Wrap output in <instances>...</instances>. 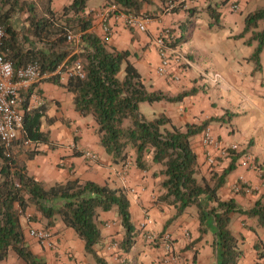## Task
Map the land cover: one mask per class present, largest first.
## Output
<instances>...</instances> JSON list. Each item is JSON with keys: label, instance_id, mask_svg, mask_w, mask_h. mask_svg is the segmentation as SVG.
<instances>
[{"label": "crops", "instance_id": "1", "mask_svg": "<svg viewBox=\"0 0 264 264\" xmlns=\"http://www.w3.org/2000/svg\"><path fill=\"white\" fill-rule=\"evenodd\" d=\"M30 1L43 3L45 0ZM71 1L51 0V7L60 11ZM216 1L186 0L177 10L168 12L159 9L164 7V0H152V5L145 6L151 15L145 31L129 29L121 20L109 17L112 31L107 35L98 13L109 0H87L84 13L92 19L90 32L104 38L110 47L128 50L130 62L150 89L170 95L194 90L178 102H140L139 112L143 118L151 120L164 113L176 126L207 119L222 145L237 144L252 156V164L242 167L238 163L227 176L226 184L218 190L222 199L233 198L240 207L248 209L264 194V47L256 64L251 59L256 43L248 44L245 37L237 35L242 31L245 15L262 4L258 3L260 0H229L217 7L219 16L215 20L206 7ZM233 1L235 9L231 6ZM162 28H170L174 36L180 37L176 46L186 61L172 68V74L179 75V80L156 73L159 56L154 39ZM22 96L29 108L45 103L40 130L48 134L49 142L25 143L19 129L12 147L15 162L46 186L77 177L123 189L129 201L131 221L141 230L130 250L121 253L128 264H160L164 249L159 242L148 241L145 231L169 234L172 247L182 258L180 264L218 263L211 219L206 221V231L200 233L197 209L189 207L170 221L174 208L155 202L164 177L159 173L160 165L153 163L151 156H146L148 167L144 169L135 166L133 152L129 153L125 169L122 163L113 162L99 145L94 119L76 111L74 94L53 80L37 83L23 91ZM39 99H42L41 104H38ZM142 107L145 112L141 111ZM191 143L197 154L199 176L208 177L210 171L204 159L201 133L193 136ZM34 149L38 152L32 153ZM85 150L97 153V160L86 158ZM221 168V165L212 167L217 171ZM238 183L244 188L235 189ZM30 215L34 218L30 219ZM145 216H149L152 223L141 229ZM98 219L101 220L102 243L94 249L106 264H119L121 254L110 247V243L119 242L124 234L116 210L100 212ZM21 221L27 245L47 264H97L85 251L84 242L60 218H45L30 206ZM30 228L49 232V240L41 241L29 235ZM230 229L240 237L241 256L237 264H264V225L258 223L257 217L234 213ZM0 264H22V261L12 253Z\"/></svg>", "mask_w": 264, "mask_h": 264}, {"label": "trees", "instance_id": "2", "mask_svg": "<svg viewBox=\"0 0 264 264\" xmlns=\"http://www.w3.org/2000/svg\"><path fill=\"white\" fill-rule=\"evenodd\" d=\"M109 2L125 13L151 16L145 6L152 5V0ZM226 2L229 0L207 5L215 20L219 16L217 7ZM234 4L235 1L231 6ZM86 6L87 0H72L60 11H55L51 0L40 4L30 0H0V28L4 31L0 53L16 68L36 62L42 71L49 72L58 65L63 72L73 61L79 60L84 77L74 74L64 83L56 75L46 80H53L74 94L75 110L94 119L99 145L113 162L125 165L129 153L133 152L135 166L144 169L148 167L146 156H151L152 162L160 165L159 173L164 177L155 202L174 208L170 221L188 207L195 206L200 233L206 231L208 219L213 221L217 264H237L241 256L240 237L230 229L232 214L257 217L258 223L264 225V194L248 209L240 207L233 198L222 199L218 195L242 153L232 152L226 166L219 171L208 167L209 176L198 179L199 164L191 138L201 133L209 121L176 126L164 113L146 120L139 112L140 102H178L194 90L170 95L150 89L130 62L128 50L110 47L104 38L89 31L92 19L84 13ZM180 7L181 4L170 10L159 9L173 12ZM78 32L82 33L78 42L67 39L69 34ZM237 37H245L248 44L256 43L251 59L258 64L264 47V0L262 5L245 15L242 31ZM179 38L174 36L171 44L176 45ZM21 107L23 141L48 143V134L40 130L45 103L29 108L24 101ZM36 152V149L32 151ZM30 206L45 218L58 217L65 226L72 228L97 264H106L94 249L102 243L100 212L116 210L124 231L118 242L123 252L129 251L141 234L131 221L129 201L123 189L77 177L46 186L24 172L0 140V262L12 251L22 264H47L31 251L25 240L21 219ZM33 218L30 215V219Z\"/></svg>", "mask_w": 264, "mask_h": 264}, {"label": "built area", "instance_id": "3", "mask_svg": "<svg viewBox=\"0 0 264 264\" xmlns=\"http://www.w3.org/2000/svg\"><path fill=\"white\" fill-rule=\"evenodd\" d=\"M185 1L166 0L164 7L166 10H170ZM233 8H236V6L233 5ZM98 14L101 19L104 34L106 35L112 31V27L108 24L109 17H115L121 20L125 27L138 31H145L147 23L150 20V16L148 15L125 13L119 6L112 2L104 4L99 9ZM81 35V32L72 33L67 36V39L78 42ZM3 36L4 31L0 28V43ZM173 37L174 34L170 28H162L154 39L159 56L156 73L173 80H179V75L172 74V68L186 61V57L182 55L176 45L171 44ZM74 74L79 77H84L82 63L79 60L73 61L71 67L63 72H61V65H58L54 70L49 72L42 71L36 62H28L16 68L10 60L4 58L3 54L0 53V140L3 142L8 154L12 153L13 142L17 138L18 130L22 128L23 114L21 105L25 100L22 92L28 91L32 87H35L37 83L51 76H59L60 81H64ZM41 103L42 99H39L38 104ZM28 142V140L25 141V143ZM201 143L204 147L205 162L210 168L215 165H221L223 167V164L231 158L232 152L242 153L239 158L240 166L248 167L252 164V156L246 151L239 149L237 144L222 145L213 134L209 125L204 127L201 132ZM83 155L91 160H97L98 158L97 153L90 150H85ZM123 169H125V165H123ZM15 185H17L16 182ZM234 188L239 189L244 187L238 183L235 184ZM245 188L249 190L248 186ZM151 223L152 219L149 216H145L140 223V228L144 229ZM28 234L41 241H47L50 238L49 232L42 229L30 228ZM144 236L148 241L153 243L159 242L161 247H163L164 254L162 255L163 258L160 264L181 263L182 258H180L179 254L172 247V239L169 234L163 233L157 235L154 232L145 231ZM110 247L115 248L117 253L121 254L123 252L116 241L110 243ZM122 254L119 257V264H128L126 258L121 257Z\"/></svg>", "mask_w": 264, "mask_h": 264}, {"label": "rangeland", "instance_id": "4", "mask_svg": "<svg viewBox=\"0 0 264 264\" xmlns=\"http://www.w3.org/2000/svg\"><path fill=\"white\" fill-rule=\"evenodd\" d=\"M256 2H257V1H256ZM38 3H40V2H38ZM258 3H261V4H262L263 2H262V0H260ZM160 10H161V9H160ZM246 12H248V10H246ZM122 74H123V73H122ZM141 111L145 112L144 107H142ZM197 177H198V179H200V178H199V177H200L199 174L197 175ZM188 208H189V207H188ZM191 208H192V209H196L195 206H191ZM231 230H232V229H231ZM258 242H259V240H256V244H259ZM248 243H249V242H248ZM249 245H250V244H249ZM246 249H247V248H246ZM12 253H13V252L10 251L9 254H12Z\"/></svg>", "mask_w": 264, "mask_h": 264}, {"label": "clouds", "instance_id": "5", "mask_svg": "<svg viewBox=\"0 0 264 264\" xmlns=\"http://www.w3.org/2000/svg\"><path fill=\"white\" fill-rule=\"evenodd\" d=\"M231 159V158H230ZM238 163H239V161H238Z\"/></svg>", "mask_w": 264, "mask_h": 264}]
</instances>
